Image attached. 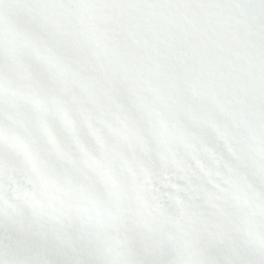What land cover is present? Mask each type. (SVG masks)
<instances>
[{
  "label": "snow or ice",
  "instance_id": "6c2138e0",
  "mask_svg": "<svg viewBox=\"0 0 264 264\" xmlns=\"http://www.w3.org/2000/svg\"><path fill=\"white\" fill-rule=\"evenodd\" d=\"M0 264H264V0H0Z\"/></svg>",
  "mask_w": 264,
  "mask_h": 264
}]
</instances>
